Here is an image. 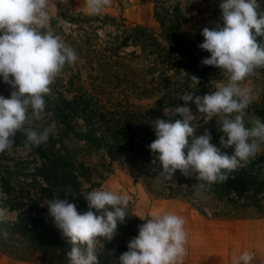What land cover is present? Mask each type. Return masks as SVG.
Masks as SVG:
<instances>
[{"label":"clouds","instance_id":"clouds-1","mask_svg":"<svg viewBox=\"0 0 264 264\" xmlns=\"http://www.w3.org/2000/svg\"><path fill=\"white\" fill-rule=\"evenodd\" d=\"M110 3L85 0L86 11L98 15ZM48 7L49 0H0V80L12 89L8 98L0 95V153L14 146L17 133H23L25 147L31 149L47 142L56 131L55 123L42 131L26 127L29 112L34 120L45 118L50 86L66 65L78 60L76 51L48 26ZM219 8L223 26L203 28L204 39L198 47L210 53L201 63L221 69L227 82L204 95L189 92L180 97L183 106L166 109L169 116L178 114L180 119L152 122L156 139L148 148L168 180L180 170L209 184L223 183L229 173L264 150V120L253 116L245 123L251 97L250 90L241 87L256 68L264 67V47L256 42V36H264V11L258 0H221ZM191 79L194 85L199 84L198 77ZM189 102L207 120L219 118L218 130L223 133L219 147L211 143L207 129L202 135L194 134L196 117L187 106ZM228 148H234L231 155L222 150ZM84 198L89 211L83 213L75 203L58 196L43 202L72 245L67 253L69 264H98L97 245L101 240L111 241L118 224L128 216L127 196L95 189ZM184 223L174 213L144 220L127 251L119 256V264H178L185 255ZM81 245L86 248L82 250ZM252 259L244 253L236 264H251Z\"/></svg>","mask_w":264,"mask_h":264},{"label":"trees","instance_id":"trees-1","mask_svg":"<svg viewBox=\"0 0 264 264\" xmlns=\"http://www.w3.org/2000/svg\"><path fill=\"white\" fill-rule=\"evenodd\" d=\"M166 10L155 14L168 44L164 53L169 56L167 60L179 57L191 79L208 67L198 70L195 54L204 56L202 60L210 53L185 40L181 30L187 22L185 15L178 14L177 10L169 14ZM141 35L160 46L156 38L146 35L145 29H132L135 44ZM201 90L200 95L208 93L203 87ZM149 93L145 87L140 89L143 98L151 97ZM45 100L53 113L51 121L55 123V134L49 136L50 141L29 149L25 147L23 133H17L13 147H24L34 155L32 167L18 163L0 171V210L15 214L10 219L0 216L1 255L34 264H69L67 253L72 245L55 226L43 202L58 196L75 203L81 213L89 211L85 195L100 187L114 163L127 166L130 174L141 180L154 198L184 200L210 218L233 220L264 215V150L248 164L229 173L223 183L209 184L196 179V174L185 176L180 170L168 180L161 175L160 161L148 145L156 139L153 121L181 118L178 114H167L169 103L158 100L143 108L126 101H114L108 106L85 91H78L70 99L60 95ZM197 112L195 119L202 121L203 126L195 128L194 134L202 135L207 129L212 136L211 143L219 147V137L223 135L218 130L220 121L206 120ZM65 137L74 144H81L79 148L84 155L100 154L101 163L89 165L75 148L65 145ZM222 150L229 155L234 152V148ZM148 163H151L150 169L146 167ZM127 213L125 221L118 224L113 239L101 240L97 245L98 264H119V256L127 251L128 242L147 219ZM81 248L83 250L86 245Z\"/></svg>","mask_w":264,"mask_h":264},{"label":"rangeland","instance_id":"rangeland-1","mask_svg":"<svg viewBox=\"0 0 264 264\" xmlns=\"http://www.w3.org/2000/svg\"><path fill=\"white\" fill-rule=\"evenodd\" d=\"M220 2L221 0H111L110 5L100 14L90 15L86 11L85 0H49L48 26L76 51L78 60L73 65L65 66L50 86V95L45 98L52 100L61 95L70 99L78 91H85L108 106L114 101H126L128 104L147 108L162 100L171 105L169 108H173L183 106L185 102L180 97L189 92L200 95L201 87L208 93L215 91L218 86L227 82V75L219 68L208 66L205 71L196 75L199 84L194 85L192 79L186 75L187 71L179 57L167 60L169 56L164 52H167L168 44L155 14L167 9L169 14L172 10H177L178 14L185 15L187 22L181 28L185 40L198 47L204 39L201 35L203 28L211 29L218 24L223 26ZM258 2L264 11V0ZM138 27L145 29L146 35L156 38L160 46H155L144 35H141L142 40H137L138 44H135L132 29ZM256 42L264 47V36H256ZM195 56L198 58V70L203 69L206 65L201 63V57L204 56ZM143 87L150 90L151 97L141 96L140 89ZM241 87L248 88L251 97L246 109L245 123L249 124V118L253 116L264 120V67L256 68L241 83ZM11 91V87L0 80V95L8 98ZM46 105L45 118L34 120L29 112L30 119L26 127L42 131L54 123L51 121L53 113L50 111V105ZM187 106L193 115L196 114L193 103L189 102ZM205 119L207 120L206 117ZM76 122L81 124L79 120ZM195 124L196 128L203 126V122L198 118L195 119ZM64 140L65 145L75 148L79 157H83L89 165L101 163L100 154L91 152L84 155L79 148L81 144H74L67 137ZM47 141H50V138ZM33 160L34 155L24 147H12L0 153V171L3 167L18 163L32 167ZM146 167L150 169L151 163L146 164ZM19 179L22 180L23 177L20 175ZM98 189L127 196V211L132 214L147 216L148 219L164 213L181 216L185 222V244L196 247L193 251H185L188 256L207 255L208 245H213L208 243L207 236L212 234L209 225L249 223L264 218L263 215L233 220L214 219L202 215L184 200L154 198L143 182L130 174L127 166L117 163L112 164L110 174L106 175ZM0 216L10 219L15 214H5L1 209Z\"/></svg>","mask_w":264,"mask_h":264},{"label":"crops","instance_id":"crops-1","mask_svg":"<svg viewBox=\"0 0 264 264\" xmlns=\"http://www.w3.org/2000/svg\"><path fill=\"white\" fill-rule=\"evenodd\" d=\"M134 216L141 220L147 218L139 214H134ZM209 228L212 234L207 236L208 243L213 245H208L207 255H184L178 264H236L244 253L252 256L251 264H264V218H258L249 223L212 224ZM184 248L185 251L196 249L195 246L186 244ZM0 264L34 263L15 261L0 254Z\"/></svg>","mask_w":264,"mask_h":264}]
</instances>
